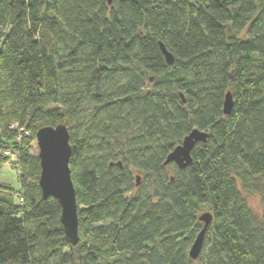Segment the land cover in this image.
<instances>
[{
  "label": "trees",
  "instance_id": "16d2710c",
  "mask_svg": "<svg viewBox=\"0 0 264 264\" xmlns=\"http://www.w3.org/2000/svg\"><path fill=\"white\" fill-rule=\"evenodd\" d=\"M60 124L76 246L34 153L38 130ZM195 129L208 138L191 164L165 166ZM7 162L19 188L0 183V264H264V216L240 190L264 204V0H0Z\"/></svg>",
  "mask_w": 264,
  "mask_h": 264
},
{
  "label": "water",
  "instance_id": "95a60500",
  "mask_svg": "<svg viewBox=\"0 0 264 264\" xmlns=\"http://www.w3.org/2000/svg\"><path fill=\"white\" fill-rule=\"evenodd\" d=\"M112 0H109V4ZM161 49L166 56L168 64L172 65L174 59L167 52L164 45ZM234 101L232 95H226L224 113L229 116L233 110ZM208 135L197 129L186 136L167 158L165 166L177 164L179 168L185 169L191 164V153L198 143H205ZM39 147L40 177L39 186L43 199L54 198L61 207L60 222L63 226L67 242L76 246L79 243V206L77 203L76 190L72 179L70 161L72 147L70 144V133L66 125L60 124L56 127L46 126L38 130L36 134ZM121 166V164H119ZM139 185V178L137 179ZM200 221L204 224L203 229L195 239L189 255L191 259L197 260L202 252L203 243L208 227L212 223L213 216L210 213L202 215Z\"/></svg>",
  "mask_w": 264,
  "mask_h": 264
},
{
  "label": "rangeland",
  "instance_id": "374dc122",
  "mask_svg": "<svg viewBox=\"0 0 264 264\" xmlns=\"http://www.w3.org/2000/svg\"><path fill=\"white\" fill-rule=\"evenodd\" d=\"M38 151H39L38 148L35 147L34 153L38 154ZM0 183L8 184L10 188L12 189L19 188L18 181H17V171L8 162L0 166ZM240 190L243 193L252 211L258 216H264V204H263V200L261 196L249 194L243 191L241 187H240Z\"/></svg>",
  "mask_w": 264,
  "mask_h": 264
},
{
  "label": "built area",
  "instance_id": "2783aa9c",
  "mask_svg": "<svg viewBox=\"0 0 264 264\" xmlns=\"http://www.w3.org/2000/svg\"><path fill=\"white\" fill-rule=\"evenodd\" d=\"M11 128H13V129H17L18 128V125L17 124H13L12 126H11ZM21 134L23 135V136H25V137H31V135L26 131V130H21ZM5 156L6 157H9L10 156V153H5Z\"/></svg>",
  "mask_w": 264,
  "mask_h": 264
}]
</instances>
